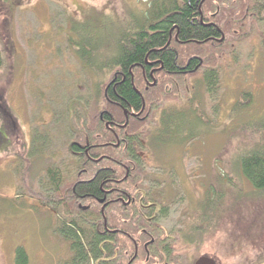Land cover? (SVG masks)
<instances>
[{
  "label": "rangeland",
  "instance_id": "rangeland-1",
  "mask_svg": "<svg viewBox=\"0 0 264 264\" xmlns=\"http://www.w3.org/2000/svg\"><path fill=\"white\" fill-rule=\"evenodd\" d=\"M152 1L0 0V264H16L19 247L29 264H73L70 243L56 232L47 171L69 168L71 145L85 141V129L105 107L98 84L111 77L103 68L113 47L126 22L139 19ZM253 17L245 41L233 31L219 100L201 97V82L190 78L167 88L172 96H162L144 121L155 137L161 111H190L184 91L197 84L193 95L206 127L194 129L196 138L184 146L141 153L150 179L145 188L170 211L167 233L184 234L178 251L188 264L201 256L218 264H264V191L235 164L264 139V26ZM214 189L221 203L210 206L206 194Z\"/></svg>",
  "mask_w": 264,
  "mask_h": 264
},
{
  "label": "trees",
  "instance_id": "trees-1",
  "mask_svg": "<svg viewBox=\"0 0 264 264\" xmlns=\"http://www.w3.org/2000/svg\"><path fill=\"white\" fill-rule=\"evenodd\" d=\"M2 3L6 5L5 1ZM151 3L139 19L126 22L113 47L110 66L103 68L111 71V77L98 84L105 107L98 111L94 125L85 129V141L71 145L73 160L67 162L69 168L47 171L50 203L55 205L59 218L56 232L70 243L73 264H104V217L99 202L104 199V191L118 186H128L132 193L136 188L146 189L149 176L141 153L147 150L145 153L152 155L165 150L162 147L184 146L196 138L194 129L206 127L199 110L202 105H198L193 95L197 84L189 94L184 91L190 111L177 114L161 111V129L155 137L145 124L148 110L159 104L162 96H172L173 89H178L179 84L186 85L190 78L201 82L205 93L201 97L219 100L221 70L225 56L230 54L233 31L242 32L238 38L241 43L246 40L245 23L249 20L254 26L248 17L254 16L256 24L264 26V0H153ZM7 26L10 28L9 23ZM2 66L0 46V69ZM171 87L169 95L167 88ZM127 116L130 123L123 129ZM235 164L257 191H264V139L262 145L245 149ZM145 191L143 201L157 202L153 190ZM90 197V209L80 210L79 205ZM205 203L210 206L221 203L215 189L206 194ZM140 225L143 229L153 226L145 221ZM169 259L165 253L156 252L151 264L156 260L158 264H178L180 258ZM15 262L29 264L23 247L17 248Z\"/></svg>",
  "mask_w": 264,
  "mask_h": 264
},
{
  "label": "flooded vegetation",
  "instance_id": "flooded-vegetation-1",
  "mask_svg": "<svg viewBox=\"0 0 264 264\" xmlns=\"http://www.w3.org/2000/svg\"><path fill=\"white\" fill-rule=\"evenodd\" d=\"M127 117L123 129H126L130 123V117ZM145 190L136 188L132 193L130 187L118 186L114 190L104 191V199L99 201L103 206L104 217L102 233L104 264H151V257L156 252L165 253L166 259L170 258L169 261L171 257L180 258L178 264H188L184 255L178 251L184 234L172 230L167 233L163 221L167 215H170V211L165 213L166 208L161 207L162 203L143 201L146 198ZM137 198L140 201H137ZM87 199L89 201H83L79 205L80 210L90 209L91 197ZM141 221L153 224L152 229H143L140 225ZM117 240L119 243H116ZM185 244L191 246L189 243ZM144 256H146L145 261ZM201 257L212 259L209 256ZM201 257L196 259L194 264ZM212 260L216 262L215 259ZM153 264H158L157 260Z\"/></svg>",
  "mask_w": 264,
  "mask_h": 264
},
{
  "label": "water",
  "instance_id": "water-1",
  "mask_svg": "<svg viewBox=\"0 0 264 264\" xmlns=\"http://www.w3.org/2000/svg\"><path fill=\"white\" fill-rule=\"evenodd\" d=\"M196 264H216V262L208 257H201Z\"/></svg>",
  "mask_w": 264,
  "mask_h": 264
}]
</instances>
